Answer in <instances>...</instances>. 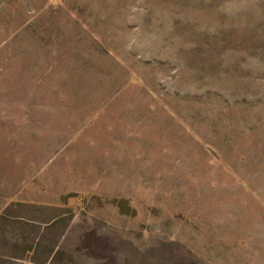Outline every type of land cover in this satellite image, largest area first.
<instances>
[{"label":"rangeland","instance_id":"obj_1","mask_svg":"<svg viewBox=\"0 0 264 264\" xmlns=\"http://www.w3.org/2000/svg\"><path fill=\"white\" fill-rule=\"evenodd\" d=\"M0 264H264V0H0Z\"/></svg>","mask_w":264,"mask_h":264}]
</instances>
